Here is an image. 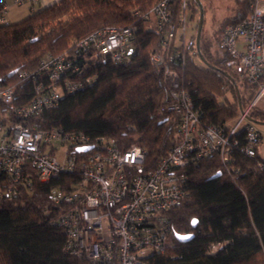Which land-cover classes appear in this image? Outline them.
Returning <instances> with one entry per match:
<instances>
[{
  "label": "trees",
  "instance_id": "16d2710c",
  "mask_svg": "<svg viewBox=\"0 0 264 264\" xmlns=\"http://www.w3.org/2000/svg\"><path fill=\"white\" fill-rule=\"evenodd\" d=\"M159 1L57 0L21 20L0 23V82L12 85V105L26 104L34 95L31 77H17L18 71L37 70L46 54L71 55L75 42L93 30L131 26L135 33L128 62L101 64L81 51L72 55L78 70L64 77L78 87L63 91L58 103L30 124L103 136L120 149L136 144L152 165L178 139L177 116L166 108L170 83L162 65L152 60L154 53H173L180 60L179 85L201 112L200 126L226 127L247 109L258 85L238 77L236 62L221 47L218 34L203 38L200 33L198 49L195 36L187 43L178 36L163 46L155 19L154 25L149 23V10ZM248 3L236 0L234 14L217 32L225 23L244 18ZM168 8L177 25L184 13L180 0H170ZM186 10L193 18L196 3L186 0ZM196 26L197 20L194 31ZM35 74L46 81L43 74ZM259 81L264 82V70ZM245 115L255 126H264L260 106L248 108ZM231 136L238 144L232 145L227 161L212 153L178 168L186 196L169 212L171 232L164 252L149 254L148 264H264V159L258 146L253 156L240 149L243 130ZM78 177L73 171L39 181L32 172L24 184L0 171V264H100L64 250L65 235L55 221L61 207L49 203L51 187L69 188ZM175 233L191 236L179 241Z\"/></svg>",
  "mask_w": 264,
  "mask_h": 264
},
{
  "label": "built area",
  "instance_id": "2783aa9c",
  "mask_svg": "<svg viewBox=\"0 0 264 264\" xmlns=\"http://www.w3.org/2000/svg\"><path fill=\"white\" fill-rule=\"evenodd\" d=\"M169 1L161 0L149 10L156 29L164 35L165 47L178 36L184 40L186 30V0H180L184 13L177 25L171 20ZM0 4L2 23L7 21V4ZM248 8L244 18L225 23L219 33L221 47L236 62L238 77L258 85L247 109L264 101V82L259 81L264 70V0H249ZM134 33L131 26L96 29L75 42L71 55L46 54L37 70L18 71L17 77H31L33 84L34 95L26 104L12 105V85L0 82V171L24 184H29L32 172L39 181L77 172L76 182L65 189L51 187L48 198L61 207L55 221L65 235L64 250L91 263L148 264L149 254L164 252L171 232L169 212L186 196L178 168L212 153L227 161L232 145L238 144L231 136L237 130H243L240 149L249 156L261 139L257 127L245 119L247 109L226 127H201V112L179 85L176 64L180 60L173 53H154L152 60L162 65L170 83L166 108L177 116L178 139L152 165H147L144 149L136 144L120 149L103 136L91 138L80 131L30 124L32 118L55 106L63 91L78 87L64 77L69 70H78L72 55L81 51L95 63H126ZM35 73L43 74L46 81L37 80ZM84 146L88 148L77 149Z\"/></svg>",
  "mask_w": 264,
  "mask_h": 264
},
{
  "label": "rangeland",
  "instance_id": "374dc122",
  "mask_svg": "<svg viewBox=\"0 0 264 264\" xmlns=\"http://www.w3.org/2000/svg\"><path fill=\"white\" fill-rule=\"evenodd\" d=\"M202 7L204 8V21L201 29V35L203 38H209L212 34H218L217 32L221 23L227 19L228 17L232 16L235 12V3L236 0H200ZM37 9V7H36ZM198 17V12L193 16V18H189V11L186 10L185 12V19H186V30L184 35V42L187 43V39H193L195 36L194 25L196 23ZM154 17L150 16V24H153ZM217 46H214V49ZM257 106H260L264 109V101L260 100L257 103ZM256 127L264 137V126L261 124H256Z\"/></svg>",
  "mask_w": 264,
  "mask_h": 264
},
{
  "label": "crops",
  "instance_id": "0c3cea01",
  "mask_svg": "<svg viewBox=\"0 0 264 264\" xmlns=\"http://www.w3.org/2000/svg\"><path fill=\"white\" fill-rule=\"evenodd\" d=\"M0 1H3L7 4L6 20L8 22H15L27 16L30 11L40 9L57 0H35L32 3H25L21 5H13L11 3V0H0ZM258 152L260 156L264 159V137L262 136V134H261L260 142L258 144Z\"/></svg>",
  "mask_w": 264,
  "mask_h": 264
},
{
  "label": "water",
  "instance_id": "95a60500",
  "mask_svg": "<svg viewBox=\"0 0 264 264\" xmlns=\"http://www.w3.org/2000/svg\"><path fill=\"white\" fill-rule=\"evenodd\" d=\"M193 1L196 3L197 8H198V18H197V26H196V31H195V40H194L195 46L198 49L200 33H201V29H202V24H203V7H202L200 0H193ZM87 148H88V146H84V147H79L77 149H87ZM195 222H196L195 219L191 220L192 225H194ZM174 236L179 241H185L191 236V233H185V234L175 233Z\"/></svg>",
  "mask_w": 264,
  "mask_h": 264
}]
</instances>
